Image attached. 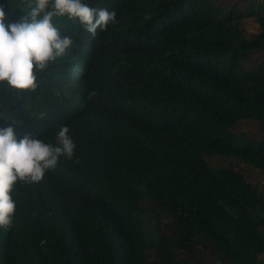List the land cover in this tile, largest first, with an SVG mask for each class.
Listing matches in <instances>:
<instances>
[{"label":"trees","instance_id":"16d2710c","mask_svg":"<svg viewBox=\"0 0 264 264\" xmlns=\"http://www.w3.org/2000/svg\"><path fill=\"white\" fill-rule=\"evenodd\" d=\"M99 1L117 15L121 6L134 15L139 40L187 48L173 60L181 71L139 89L140 73L119 79L100 57L78 85L84 101L50 99L42 116L33 108L27 120L28 99L43 100L51 80L76 82L63 72L84 66L82 38L67 59L37 75L38 87L25 97L0 90L21 133L30 127L54 142L50 133L66 125L76 145L72 158L61 157L40 181L14 183L12 219L0 227V264H205L206 248L221 264H262L264 193L242 172L246 165L264 171V62L252 64L250 56L264 54V1L248 12L215 0ZM0 5L6 20L22 15L16 4ZM245 18H255L258 33L246 34ZM55 23L78 40L64 17ZM144 89L164 111L161 119ZM137 95L133 111L151 125L134 150L117 116ZM8 123L0 120V127Z\"/></svg>","mask_w":264,"mask_h":264},{"label":"clouds","instance_id":"9594fccd","mask_svg":"<svg viewBox=\"0 0 264 264\" xmlns=\"http://www.w3.org/2000/svg\"><path fill=\"white\" fill-rule=\"evenodd\" d=\"M7 2L9 7L13 4L20 6L22 15L15 20H6L4 6L0 5V90L25 97L38 87L37 75L43 69L58 57L65 55L67 59L78 42L82 38L86 39L82 50L86 61L84 66L74 74L71 70L63 72L69 77H75L76 82H68L65 77H62L60 84L51 80L50 86L45 88V95L41 96L43 100L32 102L27 98V120L33 118V108L37 111L36 115L42 116L50 99L64 103L74 95L84 101L85 92L78 85L87 79L95 60H100V57L102 66L108 64L113 75L119 79L132 72L140 73L136 79L139 89L145 87L146 83L149 85L157 82L158 77L181 71L173 65V60L176 62L187 48L175 44L153 46L150 44V37L147 43L144 37L139 40L133 23L134 15L125 13L122 6L121 15H117L115 9H111V4L99 0ZM63 17L67 24L81 33H77L78 40L75 43L72 37L65 35L62 23L56 26V18ZM247 19L250 18L242 20L243 26ZM161 49H164V54L159 56L157 50ZM136 55L139 58L134 62ZM144 100L149 102L161 119L164 111L152 100L150 102L145 89ZM138 101L137 95L123 106L124 111L117 116V120L124 124L128 145L134 150L139 146L138 143H143L139 135L142 128L151 125L150 120L139 119L133 111L138 107ZM78 104L81 105V102ZM114 112L117 114L118 109ZM0 120H11L7 126L0 127V227H3L10 224L16 206L15 189L12 188L14 183L40 181L44 173L54 168L61 157L71 159L76 145L66 125H61L55 133H50L54 136V142L32 135L30 127L26 130L27 133H21L17 122L10 117L8 108L4 107L3 98H0ZM149 137L164 139L153 132ZM168 147L169 145L156 150L164 152ZM140 155L136 153L137 157ZM159 221L162 222V219L159 218ZM163 223L170 222L166 219ZM153 259L154 254L151 252L150 260ZM212 259L217 260L216 251ZM218 262L221 264V261Z\"/></svg>","mask_w":264,"mask_h":264},{"label":"rangeland","instance_id":"374dc122","mask_svg":"<svg viewBox=\"0 0 264 264\" xmlns=\"http://www.w3.org/2000/svg\"><path fill=\"white\" fill-rule=\"evenodd\" d=\"M216 3L219 6H235L237 5L238 8L240 10H244V11H249L254 3H259L262 2L264 0H215ZM244 30L246 31V34H256L258 33L259 29L257 24H255V18H250L244 21ZM251 63L252 64H259L264 62V54L263 53H252L251 55ZM242 130H246L247 127V123H243L241 126ZM250 130H255V127L251 126ZM245 175L246 180L253 186H257L259 187V190H261L264 193V171L254 168V167H249V166H245L243 172ZM144 205L148 207L147 203ZM150 209V208H149ZM214 254V251L210 250V249H205V253L202 254V260L205 264H220V262H218V260H213L212 256ZM262 262L264 264V255L262 256Z\"/></svg>","mask_w":264,"mask_h":264}]
</instances>
